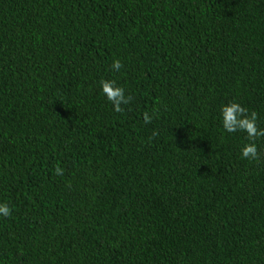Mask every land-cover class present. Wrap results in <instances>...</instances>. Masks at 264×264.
I'll return each mask as SVG.
<instances>
[{"label": "trees", "instance_id": "1", "mask_svg": "<svg viewBox=\"0 0 264 264\" xmlns=\"http://www.w3.org/2000/svg\"><path fill=\"white\" fill-rule=\"evenodd\" d=\"M229 101L264 128V0H0V264H264Z\"/></svg>", "mask_w": 264, "mask_h": 264}, {"label": "clouds", "instance_id": "2", "mask_svg": "<svg viewBox=\"0 0 264 264\" xmlns=\"http://www.w3.org/2000/svg\"><path fill=\"white\" fill-rule=\"evenodd\" d=\"M122 67L120 60H113L111 69L119 72ZM99 89L106 101L112 106L114 112H121L122 106L129 105L133 97L126 95L125 89L117 84L113 79H101ZM153 115L144 113V123H151ZM220 126L224 133H243L246 143L240 148V158L248 161H255L259 158L256 140L264 137V128L258 127L257 114L249 112L247 108L236 101L222 103L218 112ZM180 128V127H175ZM11 210L7 203H0V217H8Z\"/></svg>", "mask_w": 264, "mask_h": 264}]
</instances>
